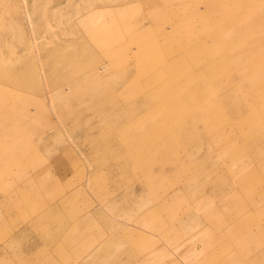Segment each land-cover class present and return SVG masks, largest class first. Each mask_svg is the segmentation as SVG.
<instances>
[{"label": "rangeland", "instance_id": "rangeland-1", "mask_svg": "<svg viewBox=\"0 0 264 264\" xmlns=\"http://www.w3.org/2000/svg\"><path fill=\"white\" fill-rule=\"evenodd\" d=\"M0 264H264V0H0Z\"/></svg>", "mask_w": 264, "mask_h": 264}, {"label": "bare ground", "instance_id": "bare-ground-1", "mask_svg": "<svg viewBox=\"0 0 264 264\" xmlns=\"http://www.w3.org/2000/svg\"><path fill=\"white\" fill-rule=\"evenodd\" d=\"M219 1H217V3H218ZM220 3V2H219ZM242 24V23H241ZM244 31V30H243ZM253 44V43H252ZM203 47H205V46H203ZM235 49V48H234ZM63 204V203H62ZM57 206V205H56ZM211 225V224H210ZM16 233V232H15Z\"/></svg>", "mask_w": 264, "mask_h": 264}]
</instances>
